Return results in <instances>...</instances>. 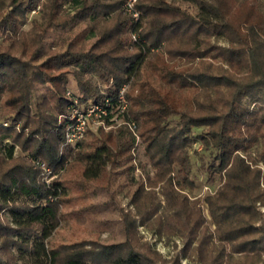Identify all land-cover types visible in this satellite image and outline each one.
Returning a JSON list of instances; mask_svg holds the SVG:
<instances>
[{"label": "trees", "instance_id": "obj_1", "mask_svg": "<svg viewBox=\"0 0 264 264\" xmlns=\"http://www.w3.org/2000/svg\"><path fill=\"white\" fill-rule=\"evenodd\" d=\"M124 1L0 0V264H159L139 225L180 237L183 256L200 264H264V0H179L195 15L169 0H139L137 21ZM78 13L90 25L35 64L49 30ZM70 77L79 94L69 91ZM36 85L56 112L40 118L43 136L29 131ZM106 100V122L114 126L116 115L127 125L107 134L88 129L68 144L73 109ZM137 138L152 175H135L144 171ZM198 142L211 159L207 183L218 176L220 184L191 200ZM17 146L30 163L15 158ZM77 169L78 179H58ZM123 177L134 215L116 202ZM101 191L109 202H90ZM110 206L120 215L121 242H101V231L50 241L63 221L88 223Z\"/></svg>", "mask_w": 264, "mask_h": 264}, {"label": "rangeland", "instance_id": "obj_2", "mask_svg": "<svg viewBox=\"0 0 264 264\" xmlns=\"http://www.w3.org/2000/svg\"><path fill=\"white\" fill-rule=\"evenodd\" d=\"M170 2H174L176 4H180L183 8H186L192 15L197 14L198 9L191 4L180 2L179 0H169ZM74 14V12L72 13ZM37 15H34L33 13L30 15V20L35 18ZM75 18L67 23L65 26L60 28H53L50 29L46 38L44 39L42 49H41V55L38 59L34 61L35 64L42 63L45 59H47L50 56L56 55L58 53L63 52L66 48L68 43L81 31L86 29L89 24V17L87 13H78L74 15ZM32 28L31 23L29 22L27 25L24 26V30L28 31ZM0 40H1V34H0ZM1 43V41H0ZM222 45H226L225 42H220ZM89 46V45H88ZM98 79H96L97 81ZM68 89L73 94H79L76 83L73 81L72 77L69 78L68 82ZM32 98H31V105L33 113H32V123L29 131L30 132H36L39 135L45 134L47 132V129L41 127L40 125V118L41 117H53L55 116L56 112L53 107V103L51 102L48 94L47 89L41 85H36L34 91L32 92ZM244 102L248 103V100H245ZM253 108L255 107L252 104ZM127 123L123 119H118L115 122L114 126H111V129L104 130L103 133L107 134L110 132H116L121 127L126 126ZM9 142V141H7ZM137 144L138 150L136 152L137 155V163L141 161V164L143 166V170L140 168L139 170H136L135 175L141 176L144 175V173L153 174V170L149 164L148 158L144 154L143 145L141 144L140 138H137ZM196 152L198 153L197 157H193L192 161L194 162V178L197 182V188L196 190L189 194V197L191 200L196 199H203L204 197L210 194L208 188H205L206 185L213 186L217 188L220 184V179L218 176H215L213 181L208 184L207 178H208V172H207V165L211 162V159L209 158V155L202 150L201 143L198 142L194 146ZM15 158L16 159H25L27 162H31L29 153L24 152L21 147H16L15 152ZM259 168L261 170H264V166L260 165ZM78 169L75 170V172L68 174L65 172L61 173L59 175L58 179H65L66 177H76L78 179ZM137 178V177H136ZM264 183V181H263ZM114 190L116 191V202L119 208H122L125 213H131L132 215L136 214V209L133 205L130 203V195L133 190V187L131 186L130 182L127 181L125 177L120 178L119 184L114 186ZM93 200V201H92ZM92 200L90 202H93L94 204H101L102 203H108L110 200V194L106 192L96 193ZM262 212V222L264 225V206L260 208ZM102 214L100 216H93L92 219L88 221V223H81V222H68L63 221L60 225V228L56 233L52 235V239L50 240L54 244L59 243H69L74 242L76 240L81 239H89L94 238L91 234L99 233L101 231L100 239L101 242H104L106 244L110 243H118L123 240L122 233H120V215L119 213L112 209V207H102L101 210ZM204 214L206 218L208 219L209 225L212 229H214V226L212 225L211 219L209 217V214L207 212V208L204 207ZM90 218V217H89ZM107 220L105 222L101 220ZM102 222V223H101ZM91 233V234H90ZM138 233H139V239L142 244H145L151 248L152 251L158 254V257L160 258L159 264H171L176 258L180 259L179 264H200L198 262H195L194 260L190 259L189 257H184L182 252L184 249V241L178 236L173 237H167L164 235H160L157 232H154L150 229H148L144 225L138 226ZM94 235V234H93ZM89 237V238H88ZM166 262V263H165Z\"/></svg>", "mask_w": 264, "mask_h": 264}, {"label": "built area", "instance_id": "obj_3", "mask_svg": "<svg viewBox=\"0 0 264 264\" xmlns=\"http://www.w3.org/2000/svg\"><path fill=\"white\" fill-rule=\"evenodd\" d=\"M139 0H125L123 4V10L128 15H131L134 20L139 19V12L136 9V5ZM134 39L136 38L133 36ZM128 87L125 86L121 89L118 97V110L120 114L124 113L128 108V100L126 98V92ZM109 108H111V102L105 101V105L92 104L88 107L76 106L72 112V124L67 129V143L75 146L80 140L83 139L88 129L97 131L99 129L109 130L111 125L106 122V118L110 115ZM115 115L110 121H116Z\"/></svg>", "mask_w": 264, "mask_h": 264}]
</instances>
